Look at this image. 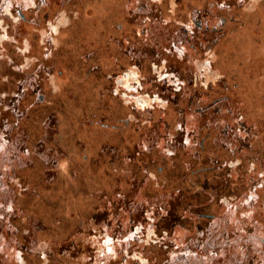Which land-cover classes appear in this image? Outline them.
Here are the masks:
<instances>
[{
  "label": "flooded vegetation",
  "instance_id": "obj_1",
  "mask_svg": "<svg viewBox=\"0 0 264 264\" xmlns=\"http://www.w3.org/2000/svg\"><path fill=\"white\" fill-rule=\"evenodd\" d=\"M162 1L117 0V16L112 12L117 5L112 0H103L102 16L97 14L104 37L108 34L104 49L109 51L102 53L103 60L111 58L117 62L112 67L90 70L89 75L102 79L100 84L91 79L90 91L100 87L98 94L103 99L98 107L99 101L91 91L87 101L93 110L104 111L105 116H95L97 121L103 119L104 125L111 123L113 113L109 108L113 101L115 105L111 108L119 107L116 112L121 107L125 110L119 114L125 128L138 129L144 123L149 126L139 131L136 139L119 135L117 145L103 149L118 168V174L125 176L113 180V190L94 193L93 189L104 184L95 181L93 170L86 169L94 155L88 149L81 150V145L60 124L63 115L54 140L47 127L55 124L46 121V115L42 117L44 111L33 119L40 130L36 136H28L25 127L17 126L20 102L31 95L38 102L45 100L40 94L43 88L40 77L47 75L48 63L42 61L32 72L24 69L23 63L14 62L12 56L20 38L27 51L34 47L39 50V44L60 41L61 34L70 29L68 23L74 21L71 13L78 12L80 6L92 7L98 13L99 5L95 0H0V49L6 48L4 58L0 59V73H5V67L7 71L11 69L16 80L0 78V190L9 187L13 177L27 168L44 175L48 169H57L58 177L74 173L73 184L83 185L89 192L86 205L72 212V221L77 224L70 228L82 240H71L72 248L68 250L73 249V257H82V264H219L218 223L222 226L225 221L219 216L218 207L224 206L228 220L234 221L232 214L238 209L235 203L243 199L238 196L239 189L230 186V174L242 172L245 161L249 170L242 173L252 171L256 163L264 170V136L258 134L264 130V78L259 74L250 77L256 68L264 69V47H260L262 51L257 48L249 52L244 65L240 64L243 70L231 72V82L218 66L219 45L228 32H232L233 38L243 37L242 32L257 44L262 39L264 42V0H171L167 8L172 16L168 19L162 15ZM54 6L59 11L68 10L58 12L52 21L49 15ZM114 22L119 32L112 37ZM20 27L26 38L18 33ZM31 34L36 39L26 41ZM111 43L118 46L114 52L110 51ZM48 54L46 49L45 55ZM81 57L91 65L99 58L89 50ZM246 77H250L249 81ZM241 89L247 90L243 97L237 93ZM234 94L241 97L242 107L230 111L235 121L233 127L228 117L221 122L220 129L219 109ZM256 102L262 105L261 109ZM10 108L16 117L14 133L8 127L12 124ZM168 108L177 114L171 121L164 112ZM160 124L164 126L163 135ZM22 156L26 157L25 163ZM121 162H127L128 168L122 167ZM42 177L40 182L44 180ZM58 177L51 176V182L61 183ZM31 179L34 177L28 181ZM40 182L32 188L46 189ZM15 184L26 189L21 182L20 186ZM145 184L150 192L146 190L143 196L136 197L137 190ZM258 185L257 181L244 184L247 200L242 203L254 199L253 188ZM46 199L49 198L41 195L42 203ZM240 223L237 222L235 233L225 235L241 236L236 242H244L241 249L248 252L254 247L250 242L255 241L260 229L257 226L255 231L246 230ZM54 248L59 254L63 245L56 242ZM208 248L213 251L207 259ZM25 251L30 252L26 247ZM21 253L24 252L18 250L17 258L22 263ZM57 254L54 260L45 258L41 264H66ZM196 257L200 262L193 263L192 258ZM247 257L244 254L241 257L247 259L246 263L244 260L234 263L247 264L250 262Z\"/></svg>",
  "mask_w": 264,
  "mask_h": 264
},
{
  "label": "rangeland",
  "instance_id": "obj_2",
  "mask_svg": "<svg viewBox=\"0 0 264 264\" xmlns=\"http://www.w3.org/2000/svg\"><path fill=\"white\" fill-rule=\"evenodd\" d=\"M116 1L117 0H112L115 5H117ZM170 1L171 0L162 1V15L167 19L172 16L171 11H169V9L167 8V5L170 4ZM179 3L181 4V1ZM95 4L99 5L98 13L95 12L92 7L87 8L86 5L80 6L78 12L71 13L74 21L72 22L71 20L68 23V28L70 29H68L66 32L61 31L63 33L60 36V41H52L51 43L48 42V44H39V50L34 49V47L33 49L27 51L24 40H21L20 38V41L17 40V48L13 49L12 59L18 64L23 63L24 69L32 72L35 67H38V65L41 64L42 61H44L46 64L48 63V65H46L48 71L47 75L42 74L40 77L41 84H43V88H41L40 94L44 96L45 100L44 102H38L37 100H35L36 96L31 95V97H28L25 102L23 101L24 103L20 102L18 104V112L21 113L19 114L20 118L18 120L17 126L20 128L25 127L28 136H36V134L40 132V130H37V125L33 121V119L42 111H44L45 114L42 113V117L46 115V121L49 122V120H51L53 121V124H55V126L47 127L48 132L52 133L50 134V138L54 140V138L57 137L55 132H59V125L57 124L60 119V115H63L62 119H60L63 123L61 122L60 124H63V127H65L68 134H71L75 138V141H77L78 145H81V150L88 149L90 153L94 155L93 162L90 163L91 165L87 166L86 169L89 168L93 170V177L95 181H101L104 183H100L101 185L93 189L94 191L92 190V192L94 193H99V191L109 192L113 190V180L117 178L123 179V176H125L118 174V168H116L115 163L109 161V158L104 154L103 149H106L111 145L114 146L116 142L119 143V135L122 137H130L132 139H136L137 133H139V131L143 132V130L147 129L149 123H144V126H140L138 129H134L131 126L129 128H125V124L122 123L123 119L119 118V114L123 113L125 110L121 107L119 113L116 112L119 107L114 106V108H111L114 104V102L112 101L111 107L109 108L113 113V115H110L112 117V119L110 120L111 123L110 125H104L102 123L103 119H101L100 122L97 121L98 119L96 118L99 115L105 116L104 111L93 110V106L90 105L91 102L87 101L90 98L89 92L91 91L93 92V98L99 101V104L97 103L98 107H101V101L103 99L98 94L100 87H95L90 91L89 85L92 84L91 79H93L94 81L95 78L96 83L99 84L102 80L99 76L94 77L92 75H89L90 70L95 67H112L117 62L116 59L111 58L109 59V61H107L106 58L105 60H103L102 53L106 51L104 47L106 46L105 42L106 38L108 37V34L106 37H104L102 25L99 24L98 18V15L102 16L103 13L101 8V6L103 5V0H95ZM114 8L112 12L116 13V15L119 16V13L115 11L117 8H119V6L117 5ZM59 9L60 8H58V6H54V10H52L49 15L50 20L53 21L58 12H62L63 14L68 10L63 8L59 11ZM179 12V10L176 11L174 13L175 16L176 14L178 15ZM94 15L97 16L93 18ZM113 20L117 22L115 19ZM115 22L111 23V28H113L111 29L112 37L114 35H118L119 32L118 28H115L114 26ZM18 33H20L21 36L23 35V27H20ZM240 34H243V37L242 35H239L237 38H233L234 35L232 34V32H228L223 38V42H221L219 45V47L221 48V53L219 55L220 59L218 62V66L222 69V75L228 81H230L231 79V72H233L235 69H238L239 71H241V69L243 70V67L240 64L242 63L244 65L247 59V55L250 51H254L257 48L260 49V47H264L262 38L261 43L257 44L253 42L251 38H249V35V37L246 38L244 37V33L241 32ZM23 36L25 37V35ZM33 39L35 40L36 38L31 34V36H28L26 41L31 40L30 42H32L34 41ZM117 47L118 46H116L114 43H111L110 51L114 52ZM144 47L146 46L144 45ZM46 49L49 50L48 55H45ZM87 50L94 52L95 55L99 57L97 60L98 63L96 62L94 63V65H91L87 63L86 60H84V57H81L83 53H87ZM262 50L263 49H260V51ZM108 51L109 50H107L106 53H108ZM5 52L6 48L4 46V49H0V59L4 58ZM2 62L5 65V61L2 60ZM237 63L239 64V66L237 65ZM4 69L6 71L8 70L6 67ZM6 71L3 74L0 73V78L2 77V79L4 80L6 77L10 81H16L11 75V69L7 72ZM249 71H251V69ZM99 72L100 71H98L97 74H101V72ZM254 74H259L260 78H264V69L262 67L256 68L255 72H253V75L250 77H253ZM250 77H246L245 79L249 81ZM223 83L225 84V82ZM246 91L247 90L245 89H241L237 93L238 95L243 97V95L247 94ZM25 92H27L28 94L27 90ZM87 95L89 96L88 98H86ZM241 97H237V94H234L233 97H229L227 101H224V106L220 107L219 109L220 114L218 116V128H223V124H221V122L223 123V120L228 117V122L231 123V126L232 123H235L233 119L234 117L231 119L232 116L230 111L238 108L241 109L243 104L240 103ZM255 98H257L256 94ZM257 104L260 103L256 102V105ZM245 105L247 106V104ZM261 106L262 105L260 104L257 107L261 109ZM173 110L174 109L170 110L169 108L164 110L166 114L165 116H167V119L169 121L177 116V114ZM9 111L11 112L9 115V120L12 122V124H9L8 127H12V131L14 133V121L16 120V117L12 113L13 111L11 110V108ZM78 113L79 115H77ZM112 113L110 112V114ZM92 116L94 117L92 118ZM165 116L163 115L162 117L165 118ZM132 128L134 130H132ZM163 129L164 126L160 124V135H163ZM53 132L55 134H53ZM104 132H106L107 135H104ZM258 134L260 136H264V130L262 131V133L258 132ZM107 137H109V139ZM35 138V143H38V138ZM263 138L262 141L264 143ZM32 141L34 143V140ZM123 144L126 146L125 142ZM22 160H24L23 162L25 163L26 157L22 156ZM245 162L246 163L243 167V171L249 170V163L248 161ZM121 165H123L122 167L124 168H128V166L126 165L129 164L127 162H121ZM56 171L58 170L48 169V173L46 172V174L44 175L41 174V172H36L33 168H27L25 171L18 174V176L16 177L17 179L13 177V181L11 182V185L9 187H2V189L0 190V264H41L44 263L43 260L45 258L54 260L56 258L55 254L58 253H56L54 248L56 242L60 243V245H63V250L57 255H60V258H63V261H65L66 264L84 263L81 261L83 260L81 259L82 257H73V249L71 251H69L68 249L72 248V245L70 243L71 240H75L77 238H79L78 240H82L81 236L70 232V228L72 226L74 227L77 224V222L72 221V218L74 216V213L72 212L75 209L77 210V208L86 205V201L88 200L89 195V192L87 190L88 188H84L83 185L82 187L73 184L72 181L76 176L74 173L69 172L62 175V177H58L59 173ZM242 172H232L229 178L230 186L234 189L238 188V196L240 197V199L243 198L242 200L238 199L239 202L236 201L235 203L238 204V209L232 214V216L234 217L233 219L235 220H228L226 211H224V206L218 207L219 216L222 218V221L224 217L225 221V223H223L224 225L222 224V226L218 223L219 264H236L234 262H238L240 260H244V263H246L247 259L241 258L243 254L249 257L250 262L248 261L247 264H264V170L260 167V165L256 163L252 171L245 173ZM39 173L41 174V176ZM56 175L58 177V181L61 182L58 185L53 184L50 180L51 176L53 178H56ZM78 175L80 176L82 175V173H78ZM119 175L122 177H120ZM39 176L40 178L43 176L42 178H44V180L42 179V181L40 182V178H37ZM31 177H34V179H31V181L29 182L28 180ZM14 179L17 181H15ZM146 179L148 180L150 178L147 177ZM14 181L19 183V186L20 182L24 186L26 185V189L23 190L21 187H18ZM249 181H257L260 185L253 188L255 196L254 199L247 203H242L241 201L247 200L245 194L246 190L243 191V186ZM37 182H40L43 186L46 187V189L41 188V186L38 188L34 186L32 188V185ZM147 188L148 187L145 184L142 186V189H138L136 192V197L143 196V193H145L146 190L150 192V190ZM43 191L45 193H43ZM41 195H45L49 198L46 199L47 202H41ZM74 203H76V205ZM238 221L241 222L240 224L243 225L246 230L254 229L255 231L257 230V226L259 227L260 231L258 230V233L260 234L256 236L257 238L255 239V241L250 242V244H253V248H255V250L253 248H249L250 251L247 252L246 249H241L242 245L245 243L241 240L236 242V239L238 240L239 238H241V236L236 237L233 235H225V232L227 234L236 232L235 227H238ZM54 230H56L57 232ZM83 239L85 240L87 238H85L84 236ZM225 243L228 244L226 247L224 246ZM24 246L27 250L29 249L30 252L25 251ZM20 249L24 252L21 253L23 259L22 263L17 258V256H19L18 250ZM211 251L213 250H210L208 248L207 259L210 258L209 255ZM65 252L67 254L63 256ZM82 255H84V253ZM147 257L148 259H150L148 255ZM192 260L193 263L194 260L195 263L200 262L198 261L199 259L197 257L195 259L192 258Z\"/></svg>",
  "mask_w": 264,
  "mask_h": 264
}]
</instances>
